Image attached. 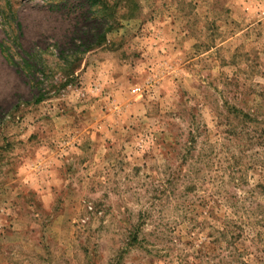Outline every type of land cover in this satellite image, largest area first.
Here are the masks:
<instances>
[{"label": "rangeland", "instance_id": "374dc122", "mask_svg": "<svg viewBox=\"0 0 264 264\" xmlns=\"http://www.w3.org/2000/svg\"><path fill=\"white\" fill-rule=\"evenodd\" d=\"M104 2L0 0V264H264V0Z\"/></svg>", "mask_w": 264, "mask_h": 264}, {"label": "trees", "instance_id": "16d2710c", "mask_svg": "<svg viewBox=\"0 0 264 264\" xmlns=\"http://www.w3.org/2000/svg\"><path fill=\"white\" fill-rule=\"evenodd\" d=\"M86 1L89 3L90 7L99 5L98 7L103 11V7L105 6V4H104L105 0H86ZM104 37H105V35L99 37L100 40L98 42H96V46L97 45L99 46L102 42L105 41ZM90 48L91 47H89L88 49H90ZM42 101H43V96H39L37 99H35L34 102L38 104Z\"/></svg>", "mask_w": 264, "mask_h": 264}, {"label": "built area", "instance_id": "2783aa9c", "mask_svg": "<svg viewBox=\"0 0 264 264\" xmlns=\"http://www.w3.org/2000/svg\"><path fill=\"white\" fill-rule=\"evenodd\" d=\"M137 91V89H134L132 92L135 93Z\"/></svg>", "mask_w": 264, "mask_h": 264}]
</instances>
